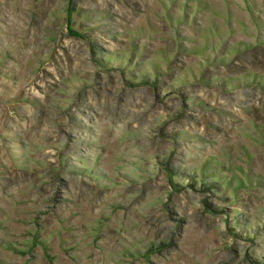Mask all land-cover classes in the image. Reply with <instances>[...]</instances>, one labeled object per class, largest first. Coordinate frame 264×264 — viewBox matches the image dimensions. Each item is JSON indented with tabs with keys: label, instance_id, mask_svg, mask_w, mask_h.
<instances>
[{
	"label": "rangeland",
	"instance_id": "374dc122",
	"mask_svg": "<svg viewBox=\"0 0 264 264\" xmlns=\"http://www.w3.org/2000/svg\"><path fill=\"white\" fill-rule=\"evenodd\" d=\"M0 264H264V0H0Z\"/></svg>",
	"mask_w": 264,
	"mask_h": 264
}]
</instances>
